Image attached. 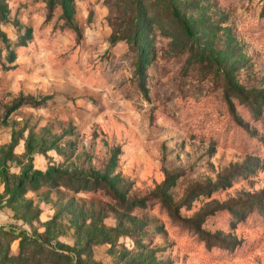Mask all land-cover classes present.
<instances>
[{
  "label": "rangeland",
  "instance_id": "374dc122",
  "mask_svg": "<svg viewBox=\"0 0 264 264\" xmlns=\"http://www.w3.org/2000/svg\"><path fill=\"white\" fill-rule=\"evenodd\" d=\"M0 264H264V0H0Z\"/></svg>",
  "mask_w": 264,
  "mask_h": 264
},
{
  "label": "trees",
  "instance_id": "16d2710c",
  "mask_svg": "<svg viewBox=\"0 0 264 264\" xmlns=\"http://www.w3.org/2000/svg\"><path fill=\"white\" fill-rule=\"evenodd\" d=\"M187 32H188V31H187ZM188 33H190V32H188ZM23 233H24L25 236H28V235L26 234V232H23Z\"/></svg>",
  "mask_w": 264,
  "mask_h": 264
}]
</instances>
